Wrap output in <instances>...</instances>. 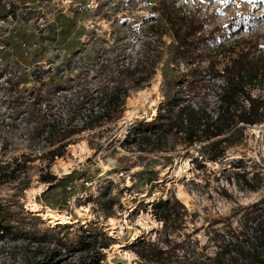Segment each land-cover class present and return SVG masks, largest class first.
I'll return each instance as SVG.
<instances>
[{"label":"rangeland","instance_id":"374dc122","mask_svg":"<svg viewBox=\"0 0 264 264\" xmlns=\"http://www.w3.org/2000/svg\"><path fill=\"white\" fill-rule=\"evenodd\" d=\"M165 15L210 38L173 60ZM252 44L264 62V0H0V264H144L133 243L165 236L186 264L213 258L264 200V125L214 162L170 135L154 148L132 137L156 116L164 78L222 69ZM247 90L264 100V82ZM171 198L181 221L164 231L152 205Z\"/></svg>","mask_w":264,"mask_h":264},{"label":"trees","instance_id":"16d2710c","mask_svg":"<svg viewBox=\"0 0 264 264\" xmlns=\"http://www.w3.org/2000/svg\"><path fill=\"white\" fill-rule=\"evenodd\" d=\"M164 19L172 35L173 60L185 59L195 47L206 43L210 38L203 32L200 24L190 18L188 20L184 16L180 17L177 27L170 24L168 16L165 15ZM250 50L256 51L257 45H250L245 52L233 59L229 66L222 69H216L213 64H209L205 70L192 71L191 79H185L183 75L164 78L163 100L156 109V116L149 122L141 123L132 139L138 145L144 144L154 148L170 135L177 140L180 139L190 148L199 144L196 153H200V159L205 158L209 162H214L221 158L228 149L242 140L245 130L243 126L264 125V100L252 97L247 90L264 82V76L263 79L261 76L258 77L260 70L263 72L264 62L249 58ZM215 79H221L222 82L213 91L215 99L210 104L206 101V93ZM39 97L37 95L35 99L38 109L44 105ZM112 98V100L119 98L115 91ZM74 111L72 116L77 114L78 109ZM92 114L88 111L86 116L83 115L82 124L92 119ZM96 115L101 116V112L97 111ZM57 125L53 118L47 121L44 126L47 141L53 136L52 131ZM54 152H49L52 157L60 156L54 155ZM5 168L8 169V166ZM14 171L15 167L8 174ZM235 175L236 182L241 187L248 191L257 189V183L254 184L252 181L256 179V175L249 179L242 173ZM54 180V177L44 175L39 182L44 184ZM254 207L243 217L238 232L228 236L220 235L219 249L213 258H207V262L192 264H264V200L256 202ZM177 208L183 209L176 199L171 198L153 204L151 213L165 231L168 224L181 221ZM6 229L7 227L0 222V232ZM161 245L164 247H160ZM179 246L180 244L170 242L165 236L161 242L138 241L133 243L130 250H133L139 261L144 264H186L184 260L189 257L186 251L182 249V256L180 258L176 256ZM170 255L174 256L175 260H170Z\"/></svg>","mask_w":264,"mask_h":264},{"label":"built area","instance_id":"2783aa9c","mask_svg":"<svg viewBox=\"0 0 264 264\" xmlns=\"http://www.w3.org/2000/svg\"><path fill=\"white\" fill-rule=\"evenodd\" d=\"M250 127H263V124H257V125H252V126H249V125H247V126H243V128H245V130L246 129H248V128H250ZM199 144H197V145H193V147L191 148L192 150L191 151H194L195 152V154H197L196 153V150L197 149H199ZM196 149V150H195Z\"/></svg>","mask_w":264,"mask_h":264},{"label":"bare ground","instance_id":"6f19581e","mask_svg":"<svg viewBox=\"0 0 264 264\" xmlns=\"http://www.w3.org/2000/svg\"><path fill=\"white\" fill-rule=\"evenodd\" d=\"M47 216H48V218H49V216H51L50 214H46ZM61 217V216H60ZM54 220H57V219H54ZM57 224H60L59 222L57 223Z\"/></svg>","mask_w":264,"mask_h":264}]
</instances>
